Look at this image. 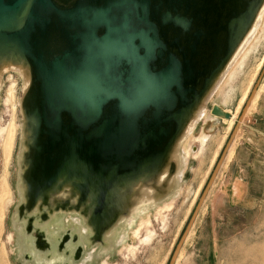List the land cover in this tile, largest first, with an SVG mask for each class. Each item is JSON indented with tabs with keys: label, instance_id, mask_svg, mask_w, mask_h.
<instances>
[{
	"label": "rangeland",
	"instance_id": "rangeland-1",
	"mask_svg": "<svg viewBox=\"0 0 264 264\" xmlns=\"http://www.w3.org/2000/svg\"><path fill=\"white\" fill-rule=\"evenodd\" d=\"M253 31L203 102L192 134L177 142L166 174L153 181L155 175L153 187L139 182L151 187L149 196L119 206L110 218L100 201L74 200L68 185L29 204L22 180L30 155L25 77L21 70L2 73L0 264H169L253 89L174 264H264V10ZM214 105L232 117L213 114ZM13 123L15 137L7 147Z\"/></svg>",
	"mask_w": 264,
	"mask_h": 264
},
{
	"label": "water",
	"instance_id": "water-1",
	"mask_svg": "<svg viewBox=\"0 0 264 264\" xmlns=\"http://www.w3.org/2000/svg\"><path fill=\"white\" fill-rule=\"evenodd\" d=\"M29 1L0 0V15L18 10ZM235 1L237 5L226 14V20L243 16L244 23L241 25L239 36L234 40L233 45L229 47L227 44L226 57L220 63L221 66L232 56L246 36V30L250 24L253 25L255 22L254 16L263 2V0H248L246 3L245 0ZM30 2L23 26L14 32H8L25 51L31 61L33 71L31 83L26 89L29 101L24 106L27 119L26 128L29 132L30 155L28 167L22 178L29 204L33 205L39 197L45 193L53 192L57 186L68 185L72 191H75L74 200L79 199L83 203L88 196L91 197L92 204L100 201L103 210L109 208L110 218L119 206L130 205L137 199L126 204L109 206L108 203L105 204L103 190L91 194L84 185V192L79 194L75 189L76 184H80L79 181L72 179L67 182L63 177L53 183L51 187L44 188L34 201H31L24 176L30 168L32 151L35 148L34 141L39 138V134L35 128L36 137L34 141L31 139L32 132L29 126L33 125L35 119L32 114L27 116L26 109H32L36 100L39 112L49 128L57 129L62 125L65 111L82 128H85L90 127L102 116L107 101L114 100L117 104V114L115 115L116 120L112 124V135L128 124L129 116L134 118L139 112H144L149 107H152L156 121L155 127H150L147 130L144 139L152 138L156 127L160 133H164L167 121L174 119V116L170 114L174 113L180 94L187 99L186 104H191L194 101L196 104L203 105L206 100L202 98L203 94H200L198 90L189 93L183 91L186 89V86H183L185 81L182 73L183 67L184 64L188 66L191 54L184 50H179L178 53L175 48L168 46L165 36L159 31L156 16L163 28L164 26L175 28L174 26L180 25L182 30L187 32L194 13L191 11L180 12L185 8V4H182L178 5L177 11L171 12V16L166 14L169 11L166 8L161 9L158 15V11L155 10V5L158 3L154 0H31ZM154 10L155 14H153ZM176 17H180L181 20H177ZM236 24L239 25L238 21ZM226 37V41H229V33ZM177 39L178 35L174 34L169 40L176 44ZM182 45L179 44V49L182 48ZM116 61H118L119 68L112 65ZM117 69L119 72L116 74ZM191 84L192 82H189V85ZM95 88L98 89V92L95 91ZM255 92L256 89H253L249 94L239 122L233 128V132L215 164L211 177L175 247L169 264L175 263L187 231L209 186L219 171L229 143L241 119L246 114ZM163 113L169 116L163 118ZM212 113L227 119L232 117L231 112L218 105L213 106ZM179 139L177 136L174 137L173 150ZM158 149L160 148H156V150ZM174 151L167 169L171 164ZM159 166L157 164L154 169L151 167L156 175L153 181L160 176ZM53 171L54 166L41 175ZM153 181L148 182V186H151ZM132 184H128L126 189H129Z\"/></svg>",
	"mask_w": 264,
	"mask_h": 264
},
{
	"label": "bare ground",
	"instance_id": "bare-ground-1",
	"mask_svg": "<svg viewBox=\"0 0 264 264\" xmlns=\"http://www.w3.org/2000/svg\"><path fill=\"white\" fill-rule=\"evenodd\" d=\"M30 1L18 10L0 15V74L11 69L21 70L24 73L26 89L33 76L32 64L18 41L12 38L8 32H14L23 26L30 8ZM154 1L158 3L155 5L158 15L161 9L166 8L169 10L166 14L171 16V12L177 11L178 5L182 4H185V8L180 12L191 11L194 13L187 32H184L180 25L174 26L175 28L167 26L163 28L157 16L156 18L159 31L165 36L168 46L175 48L178 53L179 50H184L191 54L188 66L184 64L183 67L182 73L185 80L183 86H186L183 91L189 93L198 90L200 94H203L202 98L207 100L248 43L254 32V27L260 21L264 10V0L259 9V15L253 23V28L222 66L220 63L225 60L227 44L229 47L233 45L234 40L239 36L240 27L244 23L243 16L226 20V14L237 5L235 0ZM155 10L153 14L156 13ZM176 19L181 20L180 17H176ZM236 21L239 25L236 24ZM228 33L229 41H226ZM174 34L178 35L176 44L169 40ZM179 44H183L181 49L178 47ZM158 57L160 56L158 55ZM112 65L119 68L118 61L113 62ZM118 72L119 70L116 74ZM189 82L192 84L189 85ZM95 91L98 92V89L95 88ZM11 94L13 96V92ZM95 102L97 103V100ZM186 102L187 99L180 94L174 113L170 114L174 116V119L167 121L164 133H160L156 127L152 138L145 140V133L150 127L153 128L156 121L152 107L144 112H139L134 118L129 116L128 124L112 135V124L116 120L115 115L117 114V104L114 100L107 101L102 116L90 127L82 128L65 111L62 125L57 129L49 128L45 124L35 100L34 107L26 110L27 116L32 114L35 119L33 125L29 126L32 132L31 139L34 141L37 132L39 134V138L34 141L35 148L32 151L30 168L24 176L31 201H34L44 188L51 187L53 183L63 177L67 182L72 179L79 181L80 184L75 186L79 194L84 192V185L91 194L103 190L105 204L108 203L109 206L149 196L150 187H147L146 183L138 187L139 182L151 181L155 177L152 169L157 164L160 165V174L166 171L172 152L175 150L172 149L174 137L183 138L186 135H191L205 111L202 104H196L194 101L191 104H186ZM162 115L163 118L169 116L166 113ZM14 125L13 123L8 132L7 147L15 137ZM158 147L160 149L156 150ZM143 153L146 154L143 155ZM233 154L234 150H231L229 160ZM52 166H54L52 173L41 175ZM151 167L153 168L151 169ZM130 183H133L132 186L126 189Z\"/></svg>",
	"mask_w": 264,
	"mask_h": 264
}]
</instances>
